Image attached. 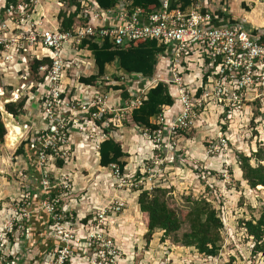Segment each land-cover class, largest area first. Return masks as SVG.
<instances>
[{
	"label": "rangeland",
	"instance_id": "1",
	"mask_svg": "<svg viewBox=\"0 0 264 264\" xmlns=\"http://www.w3.org/2000/svg\"><path fill=\"white\" fill-rule=\"evenodd\" d=\"M3 3L0 0V25L4 26L1 34L5 38L28 37L35 29L57 24L59 11H72L58 0H18L22 9L10 11L2 9ZM157 76L155 72L146 84L141 77L125 75L112 64L94 85L96 93L87 90L83 94L89 104L94 96L99 97L88 113L78 110L79 101L72 102V98L81 100L82 94L74 92L75 83L69 82L64 100L49 112L41 107L34 110L33 100L34 107L30 106L25 116L6 121V135L0 144V264H62L65 257L68 264H264L263 254H252L254 244L243 226L259 218L264 190L260 186L250 189L237 163L238 153L251 157L259 152L256 163L264 167L263 89L240 93L238 102L230 97L219 100L215 93H201L199 97L184 93L192 108L184 125L173 131L181 111L180 93L169 87L176 108H164L161 117L154 120L161 126L160 132H152L133 124L130 103L141 100L158 82ZM39 77H0V87L15 90L13 95L3 96L19 103L21 100L16 99L24 93L17 92L22 85L35 88ZM70 88L73 90L68 93ZM124 91L129 99L122 98ZM45 117L56 120L55 128L63 143L57 158L47 159L43 167L40 160L38 165L33 150L31 163L15 152L26 139L35 142L36 133L45 127ZM18 137L13 144L11 138ZM107 138L116 141L125 154L122 175L99 166L97 147ZM58 161H62L61 168ZM256 163L251 161L252 165ZM32 166L35 172L30 170ZM45 171L50 173L46 188L41 177L38 182ZM154 188L166 191L168 207L184 222L175 238L162 243L161 233L157 232L147 244V217L139 211L137 198L141 191L151 193ZM30 190L39 194L30 195ZM51 190L58 192L53 202L39 200L41 194ZM187 199H204L218 213L222 229L217 256L206 257L174 242L188 232ZM52 205H60L67 217L54 214ZM51 213L55 226L42 230L45 217ZM60 219L69 220L61 224ZM15 224L16 230L10 231ZM37 237L55 247L46 254L38 253ZM39 256L44 257L37 260Z\"/></svg>",
	"mask_w": 264,
	"mask_h": 264
},
{
	"label": "built area",
	"instance_id": "2",
	"mask_svg": "<svg viewBox=\"0 0 264 264\" xmlns=\"http://www.w3.org/2000/svg\"><path fill=\"white\" fill-rule=\"evenodd\" d=\"M159 1L160 7L157 10L146 12L139 7H132V0H116L115 7L108 10H102L95 0H87L81 3L78 18L86 16L88 22L67 32H61L57 22L49 28L35 29L25 38L14 35L5 38L1 34L4 26L0 25L1 79L15 74L17 80H26L31 77L30 64L33 61H47L36 70V76H40V80L35 83L36 87L28 89V85H22L24 87L17 92L24 93L20 99H16L24 101L23 114L17 117L9 115L13 118L25 116V111L30 106L34 107L31 103L33 100L36 104L34 110L38 111L41 107L49 112L52 106L64 100L69 82L75 83L74 92L78 90L76 93L82 94L81 100L72 98V102L79 101L78 110L88 113L90 105L94 106L99 97L94 96L89 104L83 95L87 90L96 93V83L85 85L80 82L83 77L93 76L92 71L95 69L92 53L87 44L82 46L83 41L95 44L107 42L113 48H121L136 41L156 42L163 50L158 57V67L161 64L163 67L156 72L157 83L162 82L172 88V92L180 93L178 101L181 111L174 120L173 131L184 125L192 108L184 93H193L192 97H196L197 93H215L219 100L230 97L236 102L239 101L240 93H258L261 88L264 93V29L252 34L242 23H227L210 8L208 0L202 3L195 0L190 10L182 7L181 0ZM4 6L5 3L2 9ZM17 7L22 9L21 5ZM19 72L23 74L18 75ZM141 79L150 84L148 79ZM157 83L149 87L145 95ZM72 90L70 88L68 93ZM11 92L13 95L15 90L0 87L2 96ZM145 95L141 100L130 103L131 111L141 105ZM51 120L47 117L43 119L45 127L38 130L35 142H31L30 138L25 140L29 141L38 165L40 160L43 167L47 159L57 158L59 145L63 143V137L59 139L55 128L56 120ZM24 128L28 129V125H24ZM156 132H160V129ZM98 148L99 144L97 154ZM110 168L118 175L114 165ZM48 174L47 171L40 173L44 188L48 186ZM14 228L16 224L11 226L10 231ZM6 235L9 239L10 235ZM52 255L55 256V253ZM66 258L61 261L62 264Z\"/></svg>",
	"mask_w": 264,
	"mask_h": 264
},
{
	"label": "trees",
	"instance_id": "3",
	"mask_svg": "<svg viewBox=\"0 0 264 264\" xmlns=\"http://www.w3.org/2000/svg\"><path fill=\"white\" fill-rule=\"evenodd\" d=\"M87 0H58V3L65 6L68 9H74V11L65 12L59 11L56 19L59 24L61 32L70 31L75 26H81L88 22V17L84 16L78 18L81 11V3ZM96 4L102 10H108L116 5V0H95ZM189 0L185 1L184 5L188 6ZM19 5L18 0H5V11L9 8H16ZM132 7H139L143 11L151 12L157 10L160 7L159 0H132ZM4 12V11H3ZM264 42V37L262 39ZM88 45L89 50L92 53L95 71L96 73L88 78H81L80 82L85 85H94L100 78L105 75L106 67L115 64L117 69L125 75H140L144 79L150 80L157 69L158 56L162 53V48L158 47L154 41H136L121 48H113L107 42L95 44L90 41H83L82 46ZM44 61H33L30 64L31 77H36V70L39 66L43 65ZM40 80V79H39ZM115 90L122 89L121 87H113ZM201 93H197L199 97ZM124 100L129 99L128 93L124 91L122 93ZM174 100L171 97L168 86L162 82L157 83L153 88L149 89L145 95V100L141 101V105L131 111V121L133 124L144 130L156 132L161 128L160 125H156L154 120L162 115L163 108L173 107ZM24 101L19 103H9L5 105V110L8 114L17 117L23 114L22 108ZM6 130L1 120L0 112V144L4 142ZM16 156H21L24 160L31 163L32 149L29 147V141H24L20 144V147L15 152ZM99 166L101 168H110L114 165L119 175L124 173L125 162L122 159L125 157L121 146L111 138H107L99 143L98 148ZM259 152L254 153L251 157H247L243 154H237L238 168L241 172L242 180L247 184L250 189H256L262 187L264 190V167L256 162H259ZM254 160L256 165H252L251 161ZM34 165V164H33ZM58 168L62 167V161L57 162ZM32 172H35L33 166L30 168ZM41 176H38V182H40ZM37 191H40L37 189ZM30 195H36L34 190L29 191ZM164 189L154 188L152 192L141 191L137 198V205L139 211L147 217V230L144 235L145 243H150L153 235L157 232L161 233V242L169 240L174 237L181 229L183 220L170 209L165 201ZM39 194V193H37ZM58 196V192L51 190L48 193L41 194L39 200H48L53 202ZM35 197V196H34ZM36 198V197H35ZM188 211L185 215V222L188 224V232L182 235L181 240H174L175 243H179L182 247L192 248L198 254L206 257H215L220 251V230L222 229V223L218 216V213L213 207L204 199H187ZM52 211L54 214H63L62 207L59 205L55 207L52 205ZM57 212V213H56ZM50 216L45 217V223L42 230L50 229L55 226V221ZM74 214V213H73ZM66 214H63L64 217ZM75 215V214H74ZM34 218H31V221ZM69 219H60L58 221L64 224ZM31 221L28 223L30 224ZM87 222V219L82 221ZM244 229L247 235L252 239L254 247L252 254L264 255V207L257 220H250L243 223ZM26 227V225H25ZM15 230V228L13 229ZM40 234V233H39ZM175 238V237H174ZM39 240L38 253L46 254L49 249H53L55 245H49L48 240ZM61 248V246H59ZM72 254V251H70ZM45 256V255H44ZM44 256H39L37 260H40ZM69 260L66 258L63 264H68ZM22 263V261H20Z\"/></svg>",
	"mask_w": 264,
	"mask_h": 264
},
{
	"label": "crops",
	"instance_id": "4",
	"mask_svg": "<svg viewBox=\"0 0 264 264\" xmlns=\"http://www.w3.org/2000/svg\"><path fill=\"white\" fill-rule=\"evenodd\" d=\"M185 1L187 0H181V3L182 7L187 8V10L191 9V3H196L195 0H189V5L185 6ZM199 2L202 3L203 0H200ZM208 3L210 8L213 9L221 19L227 21V23H242L244 28L252 34H256L264 29V3L262 0H208ZM214 4L216 7H213ZM158 64L159 60L155 72L163 67V64L159 67ZM170 90H172V88ZM174 106L176 105L173 104V107ZM171 108L166 109L170 110Z\"/></svg>",
	"mask_w": 264,
	"mask_h": 264
},
{
	"label": "water",
	"instance_id": "5",
	"mask_svg": "<svg viewBox=\"0 0 264 264\" xmlns=\"http://www.w3.org/2000/svg\"><path fill=\"white\" fill-rule=\"evenodd\" d=\"M9 103H11L10 100L7 97L5 98L4 96H2L0 94V112H1V120H2V123L4 125V128H5V125H6V121L8 123L9 119H12V116H10L5 110V105H7ZM4 121H5V123H4ZM24 129H26V128H24ZM5 130H6V128H5ZM17 131H18V129H17ZM18 140H19V137L18 138H13V139L11 138V142L13 144L17 143Z\"/></svg>",
	"mask_w": 264,
	"mask_h": 264
}]
</instances>
